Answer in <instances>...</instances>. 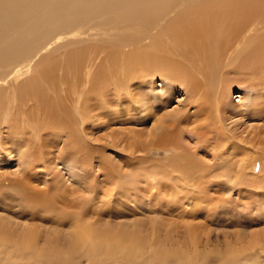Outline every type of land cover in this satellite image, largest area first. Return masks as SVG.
I'll return each mask as SVG.
<instances>
[{"label":"rangeland","instance_id":"obj_1","mask_svg":"<svg viewBox=\"0 0 264 264\" xmlns=\"http://www.w3.org/2000/svg\"><path fill=\"white\" fill-rule=\"evenodd\" d=\"M72 1L73 4L78 3L75 6L83 11L79 9L75 15L65 14L70 18L67 19L68 23L54 32L52 34L54 36L48 37L52 38L42 41V45L52 41L59 33L65 34L64 37L58 42L51 43L49 49L43 51L38 45L39 49L36 48L31 53L38 54L30 55L32 61L27 69L29 72H26V69L22 70L17 80L32 75L33 67L47 55H55L62 60L72 50L83 47L92 49L103 47L104 50L113 51L117 45L126 40L127 36L134 34L131 30H124L128 26L117 17V12L95 13L94 7L97 10L101 7L100 4L94 3L84 9V6H87L84 3L89 0ZM61 3L54 2L50 5L64 9ZM20 5L23 4L1 1L0 15L6 11L7 6L12 7V13H7L10 19L15 11L21 10ZM60 16L62 17V14L59 18ZM17 21L19 19L11 22L16 25L20 22ZM118 22L125 28L122 26L121 29ZM76 28H81L79 35H66ZM262 29H254L255 31L249 34L263 31ZM36 31L38 33L40 29ZM140 44L144 42L136 46ZM134 47L129 45L125 47V51ZM231 52L233 53V50ZM1 53L3 54H0L2 57L0 74L2 72L4 76H0L2 79L0 88L5 87L8 91V84L13 83L11 71L17 62L6 52ZM104 55L105 52H102L101 56ZM4 68L9 71L6 72L7 75ZM63 70L61 65L57 73L61 75ZM234 73L228 72L229 78L236 79V85L230 88L227 98L224 99V102L228 101L227 103L232 105L231 109L225 110L224 107L225 111H222L209 106L212 108H209L210 115L201 112L205 97L198 96L192 102L194 97L189 96L182 84H175L169 91L165 85L166 80L155 74L145 77L147 84L142 83L143 81H140L135 74L130 81L127 80L125 85L123 84L126 90L129 89L128 93L121 92L119 85H109L100 94L93 95L94 99L88 100L87 85L83 86L78 82L80 88L78 87L77 90L80 92H77L80 94V102L83 103L85 117L78 124V130L67 129V132L72 139L81 136L84 150L69 149L68 136L63 134L59 138L50 137L51 132L45 133V129H41L37 134L35 145L38 149L34 150L35 145L31 144L34 149H30L32 152H27V155L17 154L9 144L0 145V186H4V191L0 193V218L9 223L8 226L13 229L36 227L40 233L38 237L40 243L48 236L54 238V248L40 256V259L44 260L42 263L39 259L35 260L34 256H27L25 253L17 254L18 257L16 254H9L8 258H4L1 253L0 264H91L90 259L87 261V256L70 249L66 246L68 243H65L69 240L75 223L79 225V222L92 228L97 227L93 228L96 233L117 232L123 235L124 232L127 234L134 232L138 240L140 242L142 240L143 245L142 254L136 257V264L142 257L149 255L150 249L156 248L161 252V260L173 261L176 257L172 253L178 247V250L197 249L195 251L210 254L205 264H216L215 261L221 254L230 251L264 264V80H261V84L257 87H250L241 82L244 79L242 75L237 77V74L233 75ZM148 81H152L153 88H150ZM110 87L114 88L109 90ZM63 88L65 91L63 89L59 91V93L63 92L60 93L64 98L63 104L66 108V105L72 108L71 110L69 107L67 110L73 111L72 100L67 98V95L65 97L69 87ZM160 93L166 94L164 101H159ZM148 95H156L157 98L154 97L150 103H147L148 99L145 97ZM68 96L71 98L69 94ZM66 98L68 100H65ZM226 107L229 108V105ZM71 117L79 120L75 115ZM0 131L2 140L6 142L8 135H5L8 132L5 128ZM162 132L173 133V141L168 144L169 146L164 145L165 148L164 146L157 148L155 141ZM27 147H23L24 152L27 151ZM183 150L196 156L205 167L200 169V172L195 170L198 173L192 181L186 180L182 174L178 176L180 172L168 166L171 159ZM242 161L243 168L239 167ZM227 164L232 168L229 176L226 173L228 168L219 169ZM117 180H121L124 184L116 185L120 182ZM17 181H27L38 188H49V193L55 188L54 196L59 199L61 197L58 195L59 190L56 192V188H61L62 197L66 194L69 201L68 207H64L66 213L59 215V218L57 214L53 215L49 212L40 214L36 209L29 208L18 198L19 195L8 187ZM61 206L58 204L59 209ZM30 215L36 218L38 216V219L43 218V222L36 218L30 219ZM77 216L79 217L76 218ZM46 219L51 220L46 221ZM59 219L65 224H59L60 222L56 224ZM74 220L75 223L72 224ZM192 235H195V238H191ZM102 264L116 263L105 261Z\"/></svg>","mask_w":264,"mask_h":264},{"label":"bare ground","instance_id":"obj_2","mask_svg":"<svg viewBox=\"0 0 264 264\" xmlns=\"http://www.w3.org/2000/svg\"><path fill=\"white\" fill-rule=\"evenodd\" d=\"M1 1L23 4L20 5L22 6L21 10L19 11L18 9L15 11V14H13L10 19H8L9 16H7L12 11V7H9L10 4L7 6L8 8L6 11L2 13L4 16L2 17V14L0 15V51L6 52L12 60L15 59L14 61L17 62L16 64L14 63L15 66L11 71L13 75L10 76L13 77V83L10 82L11 85L8 84L9 90L7 91L5 87L0 88V130L5 128L8 132L5 135H8L6 142L2 140L3 136L0 135V145H11L12 149L19 155H27V152H32L30 149H34V146L31 144L35 145L37 134H39L41 129H45V133L48 131L51 132V135H49L50 137L54 136L59 138L63 134L68 136L69 142L67 144L69 149L75 151L85 149L84 142L80 139L81 136L72 139L67 132V129H72L74 131L78 130V124H80V121L85 117V115L83 116V103L80 102V94L77 92L79 91L77 90L78 87L82 84L88 87V91L86 92L88 100L94 99L93 95L100 94V92L109 85H119L121 87V92L128 93L129 89L126 90L127 88L124 86L125 82L127 80L130 81L135 74L144 84H147L145 80L146 76L155 74L166 80V83L165 81L164 83L169 91L175 84H182L189 96L192 95L194 97L192 102H194L198 96L205 97L204 103L201 105V112L210 115V109L212 108L209 106L222 109V111L231 109L230 107L232 105L227 103L228 101L224 102V99L227 98L230 88L236 85V79L232 77L229 78L230 74H228V72H235L233 75L237 74V77L242 75L244 79L241 78L243 79L241 82L250 87H257V85L261 84V80H264V30L262 29L264 28V0L85 1L86 3H84V5L87 6H84V9H87L94 3L101 5L97 10H95L96 7H94L95 13L117 12V17L119 19L121 18L124 24L128 26V28L124 30H131L134 34L132 36H127L126 34V40L117 45L116 48L114 46L115 49H113V51L108 49L104 50L103 47L95 49L83 47L72 50L66 57L64 56L65 58L62 60L55 55H47L43 57L42 60L40 59L35 67H33L34 72L32 71V75L25 77L26 74H24L25 78L20 80H17L18 76L22 74V70L26 69L25 71H28L27 69L32 61L31 56L35 55V53H31L39 46L41 47V51L49 49L51 43L58 42L64 37L65 34L62 32V34H60L58 32L59 34H57L52 41L42 45V41L52 38L48 37L54 32L56 33L68 21L67 19H70L68 18L69 16L67 17L65 14L72 13L75 15L80 8H77L75 4L78 5V3L73 4L72 2L74 1L72 0H0V2ZM54 2H56V4L62 2L61 4H63L64 9L51 6L50 4ZM181 7H183L182 10L180 9ZM171 13H173L172 16L168 18L167 16ZM61 14L62 17L60 16L61 18H59ZM98 14L99 13H97V15ZM165 17H167V19ZM14 19H19L20 22L17 21V23H19L15 25V23H12ZM7 20L12 22L8 23ZM111 20H113V18ZM111 20L109 19V24ZM161 21H163V23ZM121 25L123 26V24ZM122 26H120L121 29H123V27L125 28V26ZM37 29H40L38 33L36 31ZM254 29H262L263 31L253 32L254 34L251 33L252 35H250L249 32L255 31ZM80 31L81 28L72 29L66 35H79V33H81ZM121 36L122 35H120V37ZM123 38L122 40H124ZM140 42H144V44L136 46ZM239 42H241L240 45L238 44V46H235ZM129 45L135 47L129 51H125V47ZM231 50H233V53ZM1 52L0 54H3ZM102 52H105L104 56H101ZM225 61H227V63H224ZM61 65L64 70L63 74L60 75L57 73V69H59ZM10 67H12V65H10ZM5 69L6 68L3 69L5 73H9V71ZM8 73H6V75ZM1 75L2 72L0 76ZM6 75L5 77H7ZM78 82H81L79 86ZM148 84L151 88L152 81H148ZM64 86L69 87V91L66 90L67 93L64 94L65 97L67 95V98L72 100L73 111L67 110L70 106L68 107V105H66L67 108L65 107L63 104L64 98L60 95L62 91L59 93L62 89L65 91L63 88ZM113 88L114 87H110L109 90ZM81 96L83 95L81 94ZM165 96L166 94L160 93L159 101H164ZM154 97L157 98L156 95H148L145 99H148L147 103H150ZM67 98L65 100H68ZM227 105H229V108L226 107ZM69 109L72 110L71 107ZM84 113L87 114V112ZM71 115L79 117V120L73 119ZM173 135V133L162 132L155 141L156 147L170 145L173 141ZM50 137L49 139H52ZM25 146L27 147V151L24 152L23 147ZM165 146L163 148H165ZM37 149L38 147L35 145L34 150ZM241 163L239 167L241 166L243 168V161ZM168 164L171 169L174 168L180 172L177 174L178 176L182 174V177L188 181H192L195 174L198 173L200 169L205 168L204 164L196 156L189 154V151L186 150L181 151L180 154L171 159ZM226 168H228L226 173L229 176L230 169H232L231 166L227 164L219 169L224 170ZM176 170L173 171L178 173ZM202 180L203 179H200V181ZM117 181H120L116 184L118 186L119 184H124L121 180ZM3 187L2 185L0 186V193L4 191ZM8 187L15 194H18V198L26 203L29 208L36 209V212L40 214L49 212L50 214H57L59 216L66 213L64 207H68L69 201L66 194L62 197L63 190L61 188H56V192L59 190L58 195L61 197L59 199L54 196L55 188L52 189V193H49V188H38L37 186H32V184H29L27 181H17L15 184L9 185ZM58 204L62 205V209H59ZM29 217L30 219L36 218L31 215ZM78 217L79 216L76 218ZM36 219H38V216ZM42 219L43 218L38 220L42 221ZM47 220L51 219H46V221ZM77 220L79 221V219ZM56 222V224L59 222V224L64 223L61 219ZM52 223H54V221H52ZM74 223L75 220L72 224ZM76 224L77 223H75L70 232V238L67 240L68 242H65L68 243L66 246L81 252L85 257L87 256V261L90 259L92 262L91 264H102L105 261H109V263L113 261L116 264H136V257L138 254H142V240L140 239V242L132 231H130L132 234L124 232L125 234L123 233V235L117 232L109 234L105 232L96 233L94 229L97 227H93V229L92 227L81 224V222L78 223L79 225ZM8 225L9 223L0 218V254L2 253L4 258H8L9 254H16L17 256V254L22 255L25 253L27 256H34L35 260L39 259L42 263L44 260H41L42 258L40 259V256L42 257V255H45L44 252L51 251L54 248L53 236L46 237L42 243L39 242L38 237L40 233L36 230V227H25L18 230ZM101 230H103V228H101ZM101 230L100 232H102ZM116 230L119 231L118 229ZM111 231L114 230L111 229ZM60 235L61 234H59V236ZM190 237L195 238V235ZM60 238L62 237L60 236ZM197 238L198 237H196V239ZM251 243L253 244V242ZM39 244L42 246H39ZM55 245H57V243ZM178 248L172 253L173 256L175 255L176 259L168 262L161 260V252L158 251L157 248H149V255L142 257L138 264H205L210 255L203 251H195L197 249L187 251L184 249L178 250ZM236 253L238 252L230 251L223 255L221 254L215 262L216 264H220V262L222 264L261 263L257 260H251L248 256L241 257ZM68 254L70 255V253ZM204 257L205 261H203ZM229 257L231 258L228 259Z\"/></svg>","mask_w":264,"mask_h":264}]
</instances>
